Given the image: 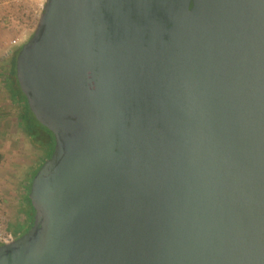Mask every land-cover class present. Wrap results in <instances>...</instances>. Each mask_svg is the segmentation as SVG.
Returning a JSON list of instances; mask_svg holds the SVG:
<instances>
[{"label":"water","instance_id":"obj_1","mask_svg":"<svg viewBox=\"0 0 264 264\" xmlns=\"http://www.w3.org/2000/svg\"><path fill=\"white\" fill-rule=\"evenodd\" d=\"M16 78L55 145L0 264H264V0H46Z\"/></svg>","mask_w":264,"mask_h":264},{"label":"rangeland","instance_id":"obj_2","mask_svg":"<svg viewBox=\"0 0 264 264\" xmlns=\"http://www.w3.org/2000/svg\"><path fill=\"white\" fill-rule=\"evenodd\" d=\"M45 1L0 0V233L17 237L31 221L24 197L30 172L44 162V153L22 128L20 104L9 92L8 77L11 57L33 35Z\"/></svg>","mask_w":264,"mask_h":264},{"label":"trees","instance_id":"obj_3","mask_svg":"<svg viewBox=\"0 0 264 264\" xmlns=\"http://www.w3.org/2000/svg\"><path fill=\"white\" fill-rule=\"evenodd\" d=\"M11 63H12V69L10 70L9 77H8L9 78V82H8L9 92L12 95L14 94L16 96V98H18V103L20 104L19 120L21 121L22 128H23L25 134L29 138L34 140V142L39 143V145L42 147L43 153H44V160L43 161H45L46 159H48L50 157V155L54 149V145H55L54 135L52 134V132L50 130H48L46 127L42 126L36 120V118L31 113L30 109L28 108L25 97L22 94V92L18 86L17 80H16L15 71H14V66H15V56L14 55L11 57ZM40 165L38 167L32 169L30 172V180H29L27 192H26L24 199H25V202L27 203V205L29 206L32 214L30 216L31 221H30L29 225L27 226L26 230H24L22 232V234L25 233L33 223L34 209L31 205L30 199L28 197V193L30 191V185H31L32 179H33L34 175L37 173Z\"/></svg>","mask_w":264,"mask_h":264},{"label":"built area","instance_id":"obj_4","mask_svg":"<svg viewBox=\"0 0 264 264\" xmlns=\"http://www.w3.org/2000/svg\"><path fill=\"white\" fill-rule=\"evenodd\" d=\"M22 1L23 0H10V2L13 3H21ZM13 42H16V40H13ZM16 237L17 236L13 233H0V245L11 243Z\"/></svg>","mask_w":264,"mask_h":264},{"label":"flooded vegetation","instance_id":"obj_5","mask_svg":"<svg viewBox=\"0 0 264 264\" xmlns=\"http://www.w3.org/2000/svg\"><path fill=\"white\" fill-rule=\"evenodd\" d=\"M24 45V44H23ZM23 45L19 48V49H17L16 50V52H15V54H14V56H15V66H14V71H15V76H16V58H17V56H18V54H19V52H20V50L22 49V47H23ZM16 80H17V78H16ZM17 83H18V81H17ZM18 86H19V84H18ZM20 88V87H19ZM21 90V89H20ZM22 92V91H21ZM22 94H23V92H22ZM24 95V94H23ZM24 97H25V95H24ZM25 100H26V97H25ZM26 103H27V100H26ZM28 106V105H27ZM29 108V107H28ZM30 109V108H29ZM31 111V110H30ZM32 113V112H31ZM33 114V113H32ZM34 116V115H33ZM35 117V116H34ZM37 120V119H36Z\"/></svg>","mask_w":264,"mask_h":264},{"label":"crops","instance_id":"obj_6","mask_svg":"<svg viewBox=\"0 0 264 264\" xmlns=\"http://www.w3.org/2000/svg\"><path fill=\"white\" fill-rule=\"evenodd\" d=\"M21 235V234H20Z\"/></svg>","mask_w":264,"mask_h":264}]
</instances>
